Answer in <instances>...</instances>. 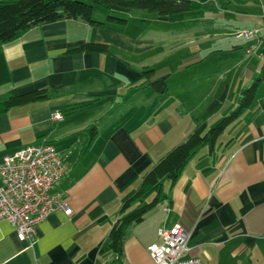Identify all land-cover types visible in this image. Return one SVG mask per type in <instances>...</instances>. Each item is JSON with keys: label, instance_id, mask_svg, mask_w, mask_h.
Segmentation results:
<instances>
[{"label": "crops", "instance_id": "crops-1", "mask_svg": "<svg viewBox=\"0 0 264 264\" xmlns=\"http://www.w3.org/2000/svg\"><path fill=\"white\" fill-rule=\"evenodd\" d=\"M191 1L199 8L181 15L138 11L126 25L103 28L60 21L3 46L0 105L40 89L53 98L0 106V163L28 145L53 144L66 167L56 189L73 212L43 221L32 247L0 221V264H90L109 246L143 177L198 125L211 128L231 114L255 83L251 105L214 148L199 149L176 183L164 182L162 201L133 227L124 259L155 264L148 248L162 242L159 229L178 224L189 235L186 257L264 264V0ZM108 14L96 7L94 19L106 22ZM256 27L257 40H236ZM88 42L112 53L67 54ZM145 69L155 70L153 79L168 77L167 96L143 85ZM57 112L62 120H54Z\"/></svg>", "mask_w": 264, "mask_h": 264}, {"label": "trees", "instance_id": "trees-1", "mask_svg": "<svg viewBox=\"0 0 264 264\" xmlns=\"http://www.w3.org/2000/svg\"><path fill=\"white\" fill-rule=\"evenodd\" d=\"M102 7L108 11L106 22L94 19V10ZM199 6L191 0H0V52L4 45L16 41L26 32L36 27L67 20H81L90 26L103 28L106 23L126 25L127 16L138 11L159 17H171L195 11ZM112 53L106 44L88 42L71 48L67 54H104ZM155 70L142 72L143 85L147 84L159 95L168 94V77L153 79ZM257 89V83L246 89L240 105L216 126L208 128L201 123L184 142L171 150L144 177L141 187L129 198L121 209V218L117 220L109 234V250L117 260L125 255V244L133 227L146 220L150 211L162 201L165 181L176 183L184 167L199 149L205 146L214 148L218 138L251 105ZM53 98L49 89L34 90L9 97L0 106L3 111L25 104L48 101ZM156 197L149 203H140L150 194Z\"/></svg>", "mask_w": 264, "mask_h": 264}, {"label": "built area", "instance_id": "built-area-1", "mask_svg": "<svg viewBox=\"0 0 264 264\" xmlns=\"http://www.w3.org/2000/svg\"><path fill=\"white\" fill-rule=\"evenodd\" d=\"M261 32L258 27L244 29L238 37L252 42ZM62 119L60 113L54 114V120ZM65 172L66 167L51 143L28 145L0 163V221H8L18 240L28 247L36 244L37 228L49 216L72 215L71 206L56 189ZM158 235L162 242L148 248L155 264H204L200 259L186 257L189 235L182 226L161 228Z\"/></svg>", "mask_w": 264, "mask_h": 264}, {"label": "rangeland", "instance_id": "rangeland-1", "mask_svg": "<svg viewBox=\"0 0 264 264\" xmlns=\"http://www.w3.org/2000/svg\"><path fill=\"white\" fill-rule=\"evenodd\" d=\"M241 0H236V2H240ZM256 5V4H255ZM235 38L239 42H244L240 37H238V33ZM148 220V219H147ZM108 245L104 246L102 249L95 252L90 260V264H152L148 260H144L143 258L136 257L134 259H123L121 261L117 260L116 255H114L110 250H108Z\"/></svg>", "mask_w": 264, "mask_h": 264}]
</instances>
